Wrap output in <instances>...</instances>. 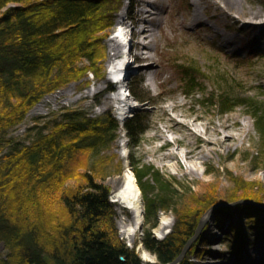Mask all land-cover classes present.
Returning <instances> with one entry per match:
<instances>
[{
  "label": "trees",
  "instance_id": "trees-1",
  "mask_svg": "<svg viewBox=\"0 0 264 264\" xmlns=\"http://www.w3.org/2000/svg\"><path fill=\"white\" fill-rule=\"evenodd\" d=\"M121 1L0 0V243L5 247L0 264H143L136 246L129 247L119 235L106 184L114 159L105 151L119 128L111 111L93 116L67 108L33 126L28 140L12 133L48 92L90 72L106 74L102 38L111 31ZM182 67L184 93L197 94L200 68ZM138 91L137 84L130 87L137 101H148ZM229 94L221 95L220 113L242 105L248 109L261 141L247 160L264 162V101ZM212 97L207 98L210 107ZM124 125L138 145L146 130L142 118L129 117ZM116 164L119 172L122 162ZM130 165L144 200L141 243L161 264H196L189 241L212 209L216 222L233 212L238 216L235 222L228 218L224 234L231 254L241 255L264 238V191L257 183L235 178L227 200L215 190L199 197L190 182L166 178L140 160L131 159ZM216 172L220 168L207 170ZM162 211H172L176 222L158 239L153 229Z\"/></svg>",
  "mask_w": 264,
  "mask_h": 264
},
{
  "label": "rangeland",
  "instance_id": "rangeland-1",
  "mask_svg": "<svg viewBox=\"0 0 264 264\" xmlns=\"http://www.w3.org/2000/svg\"><path fill=\"white\" fill-rule=\"evenodd\" d=\"M150 1L158 7L148 6L142 0H122L121 6L113 12L114 25L108 35L102 38L106 49V58L103 60L106 74L97 77L90 72L80 80L68 82L48 92L29 110L25 121L12 133L28 140L33 136V126L41 125L67 108H81L93 116L110 111L114 99L111 97H115V92L110 90L107 70L109 63L116 58L111 54L109 40L117 29L119 16L123 12H129L132 3L137 4L136 11L148 8L152 12H158L162 23L157 26L154 44L149 38L144 40L148 48H134V51H145L153 55L150 69L147 74H143L138 66L141 61L135 60L132 63L134 69L130 70L128 76V85L135 87L137 84V95L148 99L144 102L137 101L133 95L130 99L134 110L129 117L138 115L146 127L143 139L138 145L132 144L126 133L124 119L123 122L119 121L117 138L105 153L114 159L110 164L113 174L106 179V184L110 188V201L116 211L115 220L120 237L129 247L136 246L143 264H161L156 255L141 243L142 225L131 239L122 232L120 225L125 220V215L130 213L127 210L121 213L116 208L111 197V179L124 171L126 160L130 163L131 159H134L154 166L166 178H173L181 183H192L194 192L199 197L215 190L220 198L227 200L225 195L236 188L233 182L235 178L257 183L258 189L264 191V162L253 163L247 160L257 146H260L261 141L248 109L242 105L222 114L218 104L221 95L226 92L230 93L231 98L246 97L264 101V1ZM129 32L130 28L126 33L128 37ZM152 45L154 49L150 48ZM123 51L125 52V41ZM191 64L199 67L201 72L197 79V94L192 95L184 93L186 88L182 67ZM149 75L152 79H149ZM99 85L103 86V91L98 93L96 87ZM211 96L214 105L210 107L207 98ZM172 104L178 105V108L172 110ZM171 116L189 121L191 125L194 123L192 128L195 129L196 125L211 119L214 123H221L227 117H235L242 126L232 125L230 132L242 141L239 146H236L238 143L221 146V140H216L217 143L212 148L205 147L206 154L203 155L197 146H192L196 142L195 136H191L182 128L165 127L173 123ZM195 116L199 119L194 120ZM198 127L202 129V126ZM209 130L208 135L198 132L201 137H215L211 128ZM161 133L165 134L162 138L158 136ZM166 137L172 141L171 144L160 148ZM187 148H193L194 154L185 157ZM168 150L171 156L165 157L164 153ZM176 153L178 155L174 157ZM118 161L122 162L119 172L115 170L118 168ZM212 168H220L221 172L208 174L207 170ZM215 212L213 209L209 210L201 219L199 234L205 229L204 237L196 245L198 238L190 244L195 253L186 251L184 255L190 254V260L196 264H261L264 261V238L255 247H246L241 255L231 254L229 245L224 241V234L228 218L235 222L239 220L238 216L233 212V217L223 215L224 221L216 222ZM241 220L246 222L245 215ZM175 222L176 216L172 211L160 212L157 225L153 229L155 237L164 238L170 233ZM203 242L206 244L202 245ZM0 254H5V247L1 243Z\"/></svg>",
  "mask_w": 264,
  "mask_h": 264
},
{
  "label": "bare ground",
  "instance_id": "bare-ground-1",
  "mask_svg": "<svg viewBox=\"0 0 264 264\" xmlns=\"http://www.w3.org/2000/svg\"><path fill=\"white\" fill-rule=\"evenodd\" d=\"M142 1L148 6L156 5L150 0ZM135 6H137V4L132 3L130 6V11L126 13L123 12L119 16L118 23L124 26V28L126 29L127 27L131 29L130 33L132 34L133 40L131 41V49L129 50V55L126 57L123 56L125 55L123 46L125 41L124 36L126 33L118 32L117 28L113 31V35L109 40L111 54L116 58L108 65V68L111 71L118 69V67H123V69L127 70L130 73V70L134 69V65H132V63L135 60L141 61L139 62L138 66L139 71H141L143 74H147L146 72H148L150 69V60L152 59L153 55L147 54L145 53V51H134V48H148V46L144 43V40H147L149 38H151V42H153L154 44V35L156 33L157 26L161 25L162 23V18L158 12H152L148 8L136 11ZM150 48L154 49V45H152ZM116 60H119V63ZM148 77L149 79H152V76L149 75ZM101 91H103V86H97L96 92L99 93ZM171 108L172 110H176L178 108V105L172 104ZM170 119L173 123L171 125H166L165 127H170L172 129L182 128L183 130L188 131L191 136H195L196 142L195 144L193 143L192 146H197L199 148V152H203V155L206 154V152H204L205 147H207V149L212 148L216 145V140H221V146H231L235 143H238L236 144V146H239L242 141L234 133L230 132V127L232 125H237V127L242 126V123L235 117H227L223 121H221V123H214V120L211 119L206 122L200 123V125H196V129L192 128V125H194V123H192L191 125L189 121L179 119L177 116H171ZM197 119H199V117L195 116L194 120ZM198 126H202V129ZM210 128L215 137H212L210 135L209 137L200 136V133L198 131L208 135L210 133ZM158 136L162 138L165 136V134L161 133ZM176 138L178 139V137ZM171 142L172 141H170V139L166 137L164 143L160 145V148L170 145ZM189 146H191L190 143ZM194 152L195 150L193 148H187L184 152V155L185 157H189L190 155L194 154ZM177 155L178 154L176 153L174 157H176ZM164 156L170 157V150L166 151L164 153ZM124 166V171L121 174L112 177L111 179V197L119 212L123 213L124 210H127L130 213V215H125V220H123L120 226L122 227V232H124L125 236L131 239V237L140 230V227L142 225L144 216V200L135 172L133 171L130 163L127 160L124 163Z\"/></svg>",
  "mask_w": 264,
  "mask_h": 264
},
{
  "label": "water",
  "instance_id": "water-1",
  "mask_svg": "<svg viewBox=\"0 0 264 264\" xmlns=\"http://www.w3.org/2000/svg\"><path fill=\"white\" fill-rule=\"evenodd\" d=\"M242 202H244L243 200H241V201H239L238 203H242ZM245 202H251V203H256L255 201H253V200H246ZM261 206L262 207H264V203L263 204H261ZM198 234H199V230H198ZM198 234H196V236H194V238H192V239H190V241H189V244L197 237V235ZM123 258V257H122ZM176 261H178V260H176Z\"/></svg>",
  "mask_w": 264,
  "mask_h": 264
}]
</instances>
